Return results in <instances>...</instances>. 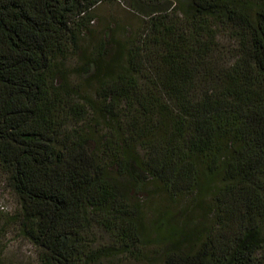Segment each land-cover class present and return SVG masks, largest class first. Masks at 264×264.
Returning <instances> with one entry per match:
<instances>
[{
    "label": "trees",
    "instance_id": "trees-1",
    "mask_svg": "<svg viewBox=\"0 0 264 264\" xmlns=\"http://www.w3.org/2000/svg\"><path fill=\"white\" fill-rule=\"evenodd\" d=\"M103 1L0 0L17 233L38 264H264V0H108L138 40L82 50Z\"/></svg>",
    "mask_w": 264,
    "mask_h": 264
},
{
    "label": "rangeland",
    "instance_id": "rangeland-1",
    "mask_svg": "<svg viewBox=\"0 0 264 264\" xmlns=\"http://www.w3.org/2000/svg\"><path fill=\"white\" fill-rule=\"evenodd\" d=\"M93 23L89 25L87 34L81 38V49L89 50L99 41H116L120 43L138 40L145 17L135 12H128L124 2L105 0L97 7ZM121 27L122 29H120ZM115 49V48H114ZM81 61L71 54L66 61L65 74L69 83L77 85L80 82L78 65ZM93 86H87L86 91L93 93ZM151 194V192H150ZM153 200V198H152ZM17 209L14 197L7 189L4 175L0 172V264H38L36 249L16 231L12 217ZM102 242H108L104 234L99 233ZM104 238V239H103ZM147 249V251H150ZM100 264H144L126 256L103 261Z\"/></svg>",
    "mask_w": 264,
    "mask_h": 264
}]
</instances>
